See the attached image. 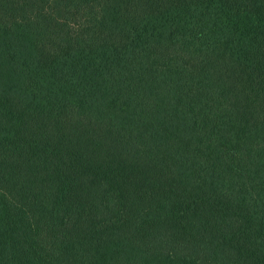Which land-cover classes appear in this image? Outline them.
I'll list each match as a JSON object with an SVG mask.
<instances>
[{"label": "trees", "instance_id": "1", "mask_svg": "<svg viewBox=\"0 0 264 264\" xmlns=\"http://www.w3.org/2000/svg\"><path fill=\"white\" fill-rule=\"evenodd\" d=\"M0 264H264V0H0Z\"/></svg>", "mask_w": 264, "mask_h": 264}]
</instances>
